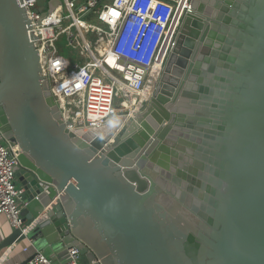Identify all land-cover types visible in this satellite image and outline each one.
Returning a JSON list of instances; mask_svg holds the SVG:
<instances>
[{"label": "water", "instance_id": "obj_1", "mask_svg": "<svg viewBox=\"0 0 264 264\" xmlns=\"http://www.w3.org/2000/svg\"><path fill=\"white\" fill-rule=\"evenodd\" d=\"M192 8L144 108L116 135L83 138L40 75L25 6L0 0V131L26 189L23 226L0 249L264 264V0Z\"/></svg>", "mask_w": 264, "mask_h": 264}, {"label": "built area", "instance_id": "obj_2", "mask_svg": "<svg viewBox=\"0 0 264 264\" xmlns=\"http://www.w3.org/2000/svg\"><path fill=\"white\" fill-rule=\"evenodd\" d=\"M17 1L32 20L27 31L39 55L40 75L50 81L72 131L128 117L133 109L141 111L176 46L185 17L193 12L192 0H60L52 10L54 0ZM63 38L74 50V62L61 50ZM120 85L127 89L123 112L116 104ZM20 151L0 131V213L14 228L23 226L26 194L17 178ZM82 258L72 247L60 262L37 251L29 263L84 264Z\"/></svg>", "mask_w": 264, "mask_h": 264}, {"label": "crops", "instance_id": "obj_3", "mask_svg": "<svg viewBox=\"0 0 264 264\" xmlns=\"http://www.w3.org/2000/svg\"><path fill=\"white\" fill-rule=\"evenodd\" d=\"M14 226L11 225L6 214L0 213V244L6 239V237L12 232ZM37 248L28 240L23 241L20 244H13L11 246L0 249V260L1 264H30L26 262L30 259L36 252ZM49 257H51L55 262H60L64 260L67 249H43ZM82 262L85 264L86 259L83 257Z\"/></svg>", "mask_w": 264, "mask_h": 264}, {"label": "bare ground", "instance_id": "obj_4", "mask_svg": "<svg viewBox=\"0 0 264 264\" xmlns=\"http://www.w3.org/2000/svg\"><path fill=\"white\" fill-rule=\"evenodd\" d=\"M79 101L80 100L78 99V104L80 103ZM123 105H124V103H123ZM135 110L133 109L130 112V116L125 117V118L124 117H113V118H110V120H108L106 123H104L103 125H101V126H99L97 128L76 129L74 131L77 132L83 138H85V137L92 138V137L97 136V135H100L102 137H105V136H107L109 134H111L112 136L116 135L125 126V124L128 123L127 122L128 119L130 117H133L136 114ZM252 264H255V262H253Z\"/></svg>", "mask_w": 264, "mask_h": 264}, {"label": "rangeland", "instance_id": "obj_5", "mask_svg": "<svg viewBox=\"0 0 264 264\" xmlns=\"http://www.w3.org/2000/svg\"><path fill=\"white\" fill-rule=\"evenodd\" d=\"M61 45L63 46V48L61 49L63 51V54L66 57L71 58L72 61L74 62V60L76 59V55H75L74 50L72 49V47H68L67 46V40H66V38H63V40H61ZM120 80H121V78H120ZM118 93H119V96L117 98L116 104H117V106L119 108H121L120 109L121 112H123L122 109L125 108V106H124L125 104L123 105V103H125V100L128 101V99L126 97V95H127V89L123 85H120L119 90H118ZM129 96H131V94H129Z\"/></svg>", "mask_w": 264, "mask_h": 264}]
</instances>
